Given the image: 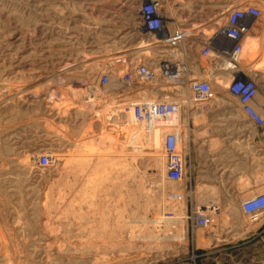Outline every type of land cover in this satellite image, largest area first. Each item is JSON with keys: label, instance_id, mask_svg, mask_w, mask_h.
<instances>
[{"label": "rangeland", "instance_id": "1", "mask_svg": "<svg viewBox=\"0 0 264 264\" xmlns=\"http://www.w3.org/2000/svg\"><path fill=\"white\" fill-rule=\"evenodd\" d=\"M144 1L0 0V264H264V215L253 221L246 201L227 199L239 186L171 182L164 146L104 117L120 101H136L139 89L181 100L190 114V86L202 78L218 98L232 97L230 81L214 85L223 62L202 56L215 35L203 33L224 27L230 6L247 3L261 15L258 34L246 37L262 45L245 75L260 88L264 115V0H161L168 28L156 38L182 34L163 45L139 28ZM161 60L186 63L189 72L134 90L113 85L129 65ZM45 155L51 166L39 164ZM251 169L253 180L264 175V135L254 126ZM207 204L218 217L200 212ZM181 215L182 231L165 229ZM200 215L208 225H198Z\"/></svg>", "mask_w": 264, "mask_h": 264}, {"label": "built area", "instance_id": "2", "mask_svg": "<svg viewBox=\"0 0 264 264\" xmlns=\"http://www.w3.org/2000/svg\"><path fill=\"white\" fill-rule=\"evenodd\" d=\"M260 15L259 8L253 4H245L231 9L228 12L227 24L222 30V39L217 40V42L214 41L213 37L206 40L204 47L201 49L202 56L209 57L212 55L211 57L217 59L218 62L228 65L229 71L235 70L239 65L244 38L249 34L255 20ZM138 25L145 34L152 36V40L162 45L167 40L170 41V38L177 37L174 35L172 37L170 34L164 39L156 38V34L168 28L161 0H145L142 3L139 11ZM181 36L182 34L178 37ZM172 44H175V42ZM188 72L189 66L182 62L174 63L161 60L154 65L139 62L127 67L122 80L134 90L138 85L143 83L157 86V82L161 78L166 82L180 81L182 76ZM110 81V76L105 75L102 78V83L105 85L109 84ZM156 88L158 89L159 87ZM156 88L155 90H157ZM190 89L195 94L192 99L196 102H205L216 97L211 82L206 78L192 82ZM227 91L230 96L238 101L241 111L251 121L252 125L256 129H263L264 115L260 112L261 106L258 104L260 90L255 80L245 76L244 73L234 75L228 85ZM124 102L120 101L119 104H123ZM182 105L177 100L161 101L158 99H147L135 102L127 101L123 106L126 125H129L132 119L140 125H147L153 122L157 127L167 130L164 150L167 156L168 179L171 181H182L185 177V163L180 153L179 135L176 132L177 123L181 118ZM120 114H117L116 117L123 116L122 113ZM52 163V157L46 155L39 161V164L45 167L51 166ZM242 208L251 220H259L264 215V193L244 202ZM197 223L200 226L208 225L207 216H198Z\"/></svg>", "mask_w": 264, "mask_h": 264}, {"label": "crops", "instance_id": "3", "mask_svg": "<svg viewBox=\"0 0 264 264\" xmlns=\"http://www.w3.org/2000/svg\"><path fill=\"white\" fill-rule=\"evenodd\" d=\"M238 6L242 5H232L225 12ZM212 27L209 26L208 29ZM254 28L253 26L250 32L258 34V32H253ZM188 32L183 36H188ZM180 38L173 37L170 38L171 42L169 40L166 42L174 43ZM156 44L162 45L159 42ZM137 91L134 95L137 98L136 101L153 100L147 91H140V89ZM165 99L168 100L169 97L164 96L158 100L164 101ZM178 102L182 101L178 100ZM186 102L195 105V108L190 114L184 115L182 111L180 121H178L179 125L177 124L176 127L179 128L180 153L185 163L184 183L187 186L237 185L239 187L234 188L233 193L229 194L227 199L242 202L251 199V194L256 196L264 193V175L258 180H253L252 176L253 125L241 111L238 101L233 97H215L205 102H196L191 99ZM124 104L126 103L107 110L104 117L108 119L110 112L123 109ZM110 124L115 127H129L131 132L136 133L142 130L151 144L152 131L155 127L150 123L140 125L133 122L126 126ZM157 129L162 130V137L165 141L167 130L160 129V127ZM261 130L264 135V128ZM252 185L255 187L253 188Z\"/></svg>", "mask_w": 264, "mask_h": 264}, {"label": "bare ground", "instance_id": "4", "mask_svg": "<svg viewBox=\"0 0 264 264\" xmlns=\"http://www.w3.org/2000/svg\"><path fill=\"white\" fill-rule=\"evenodd\" d=\"M250 4V3H249ZM228 12H225L223 15L225 16L224 18H226L228 16ZM255 23V22H254ZM217 25V23H214ZM216 28V29H215ZM214 32H211L213 31ZM222 30H223V27L221 28H218L217 26H213L211 28V30H209L208 32H204L203 34L204 35H207L206 33H212V34H215L214 35V41L217 42V40H220L222 39ZM219 42V41H218ZM261 47V42L256 39L255 37H253L252 35L249 36V37H245L244 38V41H243V50L241 52V55L239 57V65L236 67L235 70L233 71H229L228 70V65L226 64H223L222 67H220L216 74H215V81H214V85L216 83V87L219 88V86L221 85H226L227 86V83H229V81L232 80V78L234 77V75H237V74H243L245 75V72L248 70L246 67H248L250 64H249V61H251L250 59L253 57V55L251 54V52H256L259 48ZM256 54V53H255ZM252 64V63H251ZM253 68V67H252ZM120 75V74H119ZM246 76V75H245ZM193 79H195V77H193ZM124 81L123 80H118L116 82H114V84L116 86H118V84H122ZM212 85H213V82H212ZM96 86V85H95ZM123 86V85H122ZM99 87V86H98ZM94 88V87H93ZM96 89V88H95ZM260 90V88H259ZM93 92V91H92ZM261 95V94H260ZM262 95H264V93H262ZM217 97V96H216ZM167 100V99H165ZM263 106V105H262ZM120 113L123 114V116L121 117H116V115H121ZM125 114H124V111L123 109L121 110H116V111H112L109 113L108 115V121L110 123H116V124H121V125H124L126 126V120H125ZM133 122H135V120H132L131 119V122L129 125H131ZM151 126L155 127L153 128V132H152V138H151V143H152V146L154 147V149H161V147H163L164 145V139L162 137V130H159L157 129V125L153 122H150ZM178 124V123H177ZM179 125V124H178ZM161 129V128H160ZM166 157V156H165ZM165 178V167H164V171H163V176ZM168 181V180H167ZM170 182V181H169ZM171 182H174V181H171ZM162 183V182H161ZM167 183V182H166ZM162 185V184H160ZM175 187V186H174ZM172 188V187H171ZM179 189V187H177ZM159 189V188H158ZM165 189V187L163 188V190ZM162 190V191H163ZM180 190V189H179ZM209 204V203H208ZM206 205L205 206V209H201L199 208L200 212L201 213H207L208 215H211V217H218L219 213H216L215 210L217 209V206L214 204V205ZM175 210V209H173ZM176 216V215H175ZM186 216V215H185ZM210 217V216H209ZM176 218V217H175ZM186 218V217H185ZM185 218L181 216H178L177 219H174L172 221H165V229L166 230H170V228L172 229H177V231H182V229L184 228V225H185ZM165 219V218H164ZM169 220V219H167ZM159 221H157V219L155 218V220L153 221V223H157ZM164 223V222H163ZM160 224V223H159ZM216 225V224H215ZM208 227V226H207ZM211 227V226H210ZM186 228V227H185ZM164 229V228H163ZM213 229V228H211ZM164 232V230H163ZM167 232V231H166ZM165 232V233H166ZM182 234H184L183 232H181ZM171 234V233H169ZM171 236V235H170ZM179 236V235H178ZM175 238H178L177 236H175ZM200 240V239H199ZM201 243V242H200ZM202 245V243H201Z\"/></svg>", "mask_w": 264, "mask_h": 264}]
</instances>
